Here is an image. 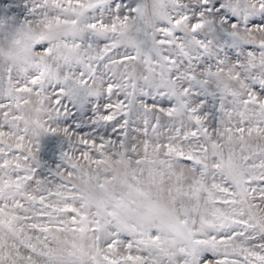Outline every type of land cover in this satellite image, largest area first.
Returning <instances> with one entry per match:
<instances>
[{
    "label": "snow or ice",
    "instance_id": "snow-or-ice-1",
    "mask_svg": "<svg viewBox=\"0 0 264 264\" xmlns=\"http://www.w3.org/2000/svg\"><path fill=\"white\" fill-rule=\"evenodd\" d=\"M0 264H264V0L0 15Z\"/></svg>",
    "mask_w": 264,
    "mask_h": 264
},
{
    "label": "rangeland",
    "instance_id": "rangeland-1",
    "mask_svg": "<svg viewBox=\"0 0 264 264\" xmlns=\"http://www.w3.org/2000/svg\"><path fill=\"white\" fill-rule=\"evenodd\" d=\"M0 15H16L18 20L22 21L28 15V0H0ZM73 111L76 110L73 109ZM26 115L29 118H35V112L31 106L26 109ZM89 119L90 116H85L83 112H80L75 120L69 115L64 118L63 123L71 126L77 133L82 131L87 134L91 130ZM67 148L65 138L60 133H48L41 138L38 153L41 175L54 176L57 166L63 163L61 154Z\"/></svg>",
    "mask_w": 264,
    "mask_h": 264
}]
</instances>
